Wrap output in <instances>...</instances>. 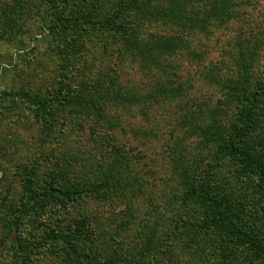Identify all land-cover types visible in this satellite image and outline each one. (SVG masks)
Here are the masks:
<instances>
[{
  "label": "rangeland",
  "instance_id": "374dc122",
  "mask_svg": "<svg viewBox=\"0 0 264 264\" xmlns=\"http://www.w3.org/2000/svg\"><path fill=\"white\" fill-rule=\"evenodd\" d=\"M244 1L226 23L186 38L199 58L187 51L160 56L168 65L163 74L138 54L122 51L110 30L111 12L126 3L69 0L55 9L52 0H0V264H76L61 239L73 219L89 222L95 242L86 243L85 250L98 262L117 253L122 262L134 260L136 249L125 247V241L138 243L136 236L151 234L154 226L158 251H150L145 264H220V252L210 256L211 246L221 239L229 245L228 230L209 228L200 235L196 228L206 230L211 210L181 204L192 174L201 188L215 179L220 188L230 187L232 204L251 222L253 239L264 248V210L258 212L251 200L264 171H246L239 160L221 157L200 129L211 115L222 126L235 122L237 103L228 99L222 83L251 64L249 83L261 90V116L248 150L264 167V0ZM156 4L141 0L137 11L123 13L125 21L137 25L140 41L174 32L171 23L155 17ZM65 15L77 16L82 27H61L56 18ZM121 155L125 158L117 159ZM47 168L68 169L66 186L100 190L116 182L122 191L56 202L35 220L22 211L29 198L27 176L37 175V191ZM113 173L115 181H100ZM217 186L212 188L221 190ZM143 225L151 226L141 230ZM243 244L225 256L227 263L264 264V252Z\"/></svg>",
  "mask_w": 264,
  "mask_h": 264
},
{
  "label": "trees",
  "instance_id": "16d2710c",
  "mask_svg": "<svg viewBox=\"0 0 264 264\" xmlns=\"http://www.w3.org/2000/svg\"><path fill=\"white\" fill-rule=\"evenodd\" d=\"M68 1L69 0H52V7L56 9L60 5L66 6L69 4ZM117 1L121 4L126 3L127 7L124 6L126 8L123 10L116 9L111 12V18L108 20L110 22V30L117 35L118 44L121 46L122 51L128 49L133 54H138L137 56L143 63L148 62L147 65L150 64L158 68L163 74H165L168 65H165L160 60V56L177 55L182 51H187V53L189 52L191 55L199 58L198 54L192 53V51L189 50L188 44H190V42L186 41V38H189V35L192 34L191 32H195L196 30L207 31L208 27H217L218 25L226 23L231 19L235 7L245 3L244 0H165V2H159L157 0V14L155 17L157 20L171 23L175 27L174 32L169 35H152L151 40L140 41L138 35L136 36V33H138L137 25L133 22L128 23L125 21L123 13L125 10H133V13L137 11L136 7L141 0ZM142 7L144 8L143 5ZM262 16L264 18V15ZM56 20L59 21V25L64 29H80L83 25L80 23L77 16L72 15L58 16ZM90 25L91 28L94 29L95 25L93 23H90ZM100 25L101 27H108L105 23H101ZM261 29L264 34V26H262ZM88 30L90 31L91 29ZM238 65H240V62ZM243 65H248V67ZM243 65L239 67L240 72L238 77L235 79H226V83H222L223 88L228 92V99L235 102V104L237 103L235 122L230 126H226V124L222 126L223 124L221 122L220 125L217 124L216 121L218 120L215 118V115H211V118L208 120L209 123L201 126L200 129L204 137L207 138L206 140L214 144L218 149L221 157L223 155L230 156L239 160L246 166L243 170L251 171L249 167L252 169L258 167V171L262 173L264 167L256 162V154L248 150L249 140L252 137V133L256 131L257 123L261 116V112L259 111L261 90L259 88H252L250 85L251 83H249L252 75V68H249L252 67L251 64L245 63ZM172 92H176V90ZM27 100L32 103L33 106L45 107L44 102L36 101L32 98H27ZM104 103H106V101H104ZM102 108L105 111L107 109V104H103ZM211 112L213 111H210V113ZM118 158L122 160L125 157L121 155L118 156L117 159ZM67 170L68 169L62 168L57 170L47 168L46 176L42 178V186L39 187L37 191L33 190V184L35 183L37 175L32 172L31 176H27L29 180L26 182L25 186L29 198L27 200V206H24L22 209L26 216L30 217L32 215L31 217H34L36 220V216L38 217L40 211L48 210L50 207L54 206L56 202H78L94 196L100 193V191L102 193L112 192V189H117L116 192L122 191V189L118 190L116 182L109 185L112 189L101 186L100 190L96 186L84 187L82 184L77 183L66 186L68 181H64L63 178L67 176ZM100 171L101 170L98 172ZM42 173H45L44 170ZM114 174L115 173L111 174V179L105 175L100 181H115L117 176ZM251 174L257 175L253 172H251ZM190 176V179L186 178L188 184L186 188H184L181 204L183 203L184 206H187L192 203H197L209 208L213 214L211 221L204 222L207 227L206 230H202L198 226L196 232L201 235L206 231L209 232V228H214L215 230H228L226 235L229 237V245H225V240L221 239L218 243L211 246L213 248L210 256L217 255L220 252L223 260L220 259L219 263L229 264V262L227 263V259L230 256L231 250L239 243H244L243 245L245 246L249 245L252 249L251 251L256 254L260 255L264 252V248H260L253 239V227L250 224L251 222H245L243 216L238 211L240 207L236 206V209L235 204H232V196L229 192L230 187L224 186L225 188H220L217 179H215L214 181L211 180L212 185L209 188H205V186L201 188V186L198 185L199 177H196L194 174ZM257 176L259 177V175ZM260 181L261 190L260 186L256 184L259 190L257 191L254 189L256 195L251 196V200L257 201L258 212L261 209L264 210V175H262ZM213 185H218L217 187L221 190H214L212 188ZM120 186H122V184H120ZM40 216L41 215H39V218ZM130 223L132 222H128L126 227L129 226ZM149 226L151 225H143L141 230H147ZM68 227L70 231L66 235H63L61 239L63 245L66 247V254L70 255V261L76 264H145L143 258L149 257L150 251H152L151 254L158 251L153 231L157 230V227L151 226L149 230L152 235L144 233L143 235L136 236V241L138 243H136L135 240H133L134 242L132 243L136 245L135 247H132V244H130L128 240L125 241V247L129 246L130 249H136V253L132 254L131 257H134V260L129 259L127 262H122V257L120 258V255L117 253L116 256L110 255L105 261L98 262V259H95L90 251L85 250L86 243L93 246L95 242L89 222L86 219H73L71 222L69 221ZM163 229L164 228L161 230ZM183 235L187 237V233H183ZM195 235L196 233L194 232L191 236V240L195 238ZM217 235L220 234L217 233ZM118 241L124 242L122 238H119ZM192 241L195 242L194 240ZM225 256H228L227 259H225ZM81 258H83V260H81ZM157 264L162 263L158 262Z\"/></svg>",
  "mask_w": 264,
  "mask_h": 264
}]
</instances>
